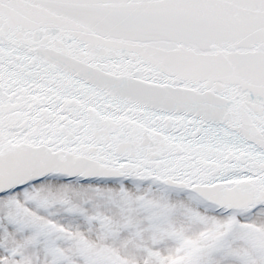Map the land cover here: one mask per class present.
<instances>
[{
  "label": "snow or ice",
  "instance_id": "6c2138e0",
  "mask_svg": "<svg viewBox=\"0 0 264 264\" xmlns=\"http://www.w3.org/2000/svg\"><path fill=\"white\" fill-rule=\"evenodd\" d=\"M0 264H264V0H0Z\"/></svg>",
  "mask_w": 264,
  "mask_h": 264
}]
</instances>
